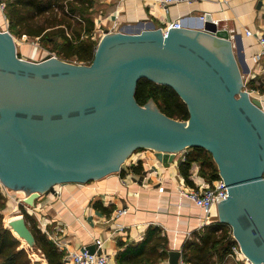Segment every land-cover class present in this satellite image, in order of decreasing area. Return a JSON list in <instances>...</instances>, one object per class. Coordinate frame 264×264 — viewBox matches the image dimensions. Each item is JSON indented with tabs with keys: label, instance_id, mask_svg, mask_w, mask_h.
<instances>
[{
	"label": "water",
	"instance_id": "95a60500",
	"mask_svg": "<svg viewBox=\"0 0 264 264\" xmlns=\"http://www.w3.org/2000/svg\"><path fill=\"white\" fill-rule=\"evenodd\" d=\"M200 22L167 35L107 29L90 64L20 57L14 35L0 29V182L24 190L23 204L34 208L55 185L128 170L140 148L168 167L179 152L203 147L227 188L220 221L254 264H264L263 103L246 89L229 30L210 14ZM142 78L176 90L189 119L167 116L153 99L140 105ZM8 228L35 244L24 217ZM181 257L170 250L168 262Z\"/></svg>",
	"mask_w": 264,
	"mask_h": 264
},
{
	"label": "crops",
	"instance_id": "0c3cea01",
	"mask_svg": "<svg viewBox=\"0 0 264 264\" xmlns=\"http://www.w3.org/2000/svg\"><path fill=\"white\" fill-rule=\"evenodd\" d=\"M153 5V0H99L95 32L101 39L107 29L139 32L160 28L164 22ZM115 13L119 15L116 22ZM203 14H210L221 27L229 30L245 84L248 82L247 89L261 99L264 109V57L258 61L254 59L261 47L256 35H246V30L255 34L264 31V0H200L193 4L183 3L172 6L165 19L182 18L185 28L196 29L201 25L199 16ZM185 152H179L168 167L156 158L153 151L142 154L134 152L127 161L128 170L122 169L84 183L55 185L36 200L34 208L25 204L22 208L36 219L38 225L47 223L46 229L50 235L40 226L38 228L49 239L58 236L61 245L55 243L65 252L95 245L100 239L104 241L105 251L111 256L110 263L117 264L115 258L120 240L139 242L149 227L156 226L163 236H167L169 250L182 251V261L191 264L183 259L185 244L197 233L202 234L207 226L216 222L227 223L220 221L219 206L215 205L210 223L204 226L205 212L180 194V189L195 186L190 175L199 173L200 168L194 162L190 180L185 178L180 167L181 156ZM139 163L142 168L136 171L133 166ZM0 188L7 197L1 213L3 216L8 214L5 217L8 226L12 220L22 216L14 215L13 212L16 211V205L18 208L20 204L18 194L25 196L26 192L18 190L15 194L1 182ZM96 204H101L105 209ZM119 209H127V213L115 217ZM121 225L124 226L123 231L119 230ZM230 233L235 240L232 228ZM21 247H24L23 243ZM30 249L26 248L33 262L47 264L44 253L35 244ZM213 258L218 259L217 256ZM228 259H232L234 264H243L242 258L235 255L232 248L224 260L216 264H227ZM161 264H169L168 259Z\"/></svg>",
	"mask_w": 264,
	"mask_h": 264
},
{
	"label": "trees",
	"instance_id": "16d2710c",
	"mask_svg": "<svg viewBox=\"0 0 264 264\" xmlns=\"http://www.w3.org/2000/svg\"><path fill=\"white\" fill-rule=\"evenodd\" d=\"M98 3L99 0H7L4 12L10 24V31L14 35L25 34L44 39L50 37L61 59H75L83 64H90L100 40L95 37ZM247 84L248 82L246 87ZM135 97L140 105H145L153 99L160 110L171 118L185 121L190 117L187 104L170 86L142 78L138 82ZM194 162L199 164V174L202 177L210 181L220 177L212 154L203 147H190L185 152V160L180 164L186 179L190 180ZM133 168L140 171L142 164L139 163ZM6 199L0 188V264H41L31 260L26 248L21 247L22 242L16 236L18 234L15 232V235L5 226L1 211L5 207ZM96 206L103 208L101 204ZM22 209L35 237V247L44 253L47 264H64L66 252L60 250L55 241L38 228L36 219ZM230 231L229 225L220 222L207 226L202 234L197 233L185 244L184 261L191 264L222 262L236 244ZM168 246L167 236L161 234L159 227L151 226L139 242H118L116 263L161 264L168 259ZM214 256L218 259H213Z\"/></svg>",
	"mask_w": 264,
	"mask_h": 264
},
{
	"label": "built area",
	"instance_id": "2783aa9c",
	"mask_svg": "<svg viewBox=\"0 0 264 264\" xmlns=\"http://www.w3.org/2000/svg\"><path fill=\"white\" fill-rule=\"evenodd\" d=\"M7 0H0V9L1 11L5 10ZM154 8L156 12L159 13L160 18L164 22V26L160 27L164 35H167L169 29L171 27H179L183 28V20L182 18L176 20L167 21L165 18L169 14V11L172 6L178 4H193L200 0H153ZM118 13L114 14L115 22L118 18ZM200 20L205 19V14L199 16ZM166 20V21H165ZM116 24V23H115ZM246 35H256L259 44H260V53L257 56H254L255 60H259L261 57H264V31L259 33H253L250 30H246ZM51 56H56L50 54ZM246 86V85H245ZM248 90V89H247ZM249 91V90H248ZM250 92V91H249ZM152 151L147 148H143L142 150H138L137 154H142L143 152ZM154 152V151H153ZM185 152V151H184ZM185 153L181 156V161L185 160ZM191 180L194 182L193 188H183L180 189V194L188 199H190L194 204L200 207L205 212V220L204 226L208 225L212 216V209L215 205L218 206V202L222 199H225L227 196V188L224 183V179L220 176L215 180H206L202 177L198 172L190 175ZM264 178V175H263ZM5 187V186H4ZM6 188V187H5ZM20 202L23 203L22 200L19 199ZM127 213V209H119L115 212V217H120ZM40 228L46 231L49 235L50 233L47 231L46 226L47 223L39 224ZM120 231L124 230V226L121 225L119 227ZM51 237V236H50ZM51 239L56 243H59L60 240L58 236H52ZM60 244V243H59ZM61 245V244H60ZM104 241L97 240L95 242V252H90L89 247H83L81 249H71L66 251V264H111L110 263V254L105 251ZM232 251L235 255H238L242 258L243 264H254L242 251L240 245L236 243L232 246ZM180 264H185L182 259L180 260Z\"/></svg>",
	"mask_w": 264,
	"mask_h": 264
},
{
	"label": "rangeland",
	"instance_id": "374dc122",
	"mask_svg": "<svg viewBox=\"0 0 264 264\" xmlns=\"http://www.w3.org/2000/svg\"><path fill=\"white\" fill-rule=\"evenodd\" d=\"M9 25L10 24H9V22L7 20L5 12L1 11V9H0V29L1 30H7L10 33H12L10 31ZM100 30H101V32H103L102 29H100ZM14 37H15V40H16V43H17V52H18L20 57H23V58H26V59H30V60L40 61L43 58H45L48 54H53V55H56L58 58H60L59 55L57 54V52L55 51V43L52 42V39L50 37H48L47 39H44V38H40V37H31V36H28V35H25V34L24 35H14ZM95 37L99 40V36H98L97 32H95ZM67 61L73 62V63H81V62L76 61L75 59L67 60ZM246 89H247V87H246ZM137 151L138 150H136L135 152H137ZM13 191L15 193V191H17V190H13ZM17 197H19V199L22 200L23 195L18 194ZM15 205L16 204H14V206ZM22 205H23L22 202H20L18 208H17V205H16V211L13 212V213H14V215H16V214L19 215V216L22 215V217H24L26 219L25 213H24V211L22 209ZM7 215L8 214L4 215V224H5V226H6L5 217ZM6 227H8V226H6ZM23 240H20V241L23 243L25 248H28V249L31 248L32 249V247H34V245L31 247V245L29 243H27V242H25ZM234 263L235 262H233L232 259H228V261H227V264H234Z\"/></svg>",
	"mask_w": 264,
	"mask_h": 264
},
{
	"label": "bare ground",
	"instance_id": "6f19581e",
	"mask_svg": "<svg viewBox=\"0 0 264 264\" xmlns=\"http://www.w3.org/2000/svg\"><path fill=\"white\" fill-rule=\"evenodd\" d=\"M17 218H19V217H17ZM15 219H16V218H15ZM12 221H13V220H12ZM12 221H11V222H12ZM17 234H18V233H17ZM18 235H19V234H18Z\"/></svg>",
	"mask_w": 264,
	"mask_h": 264
}]
</instances>
